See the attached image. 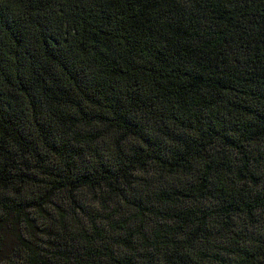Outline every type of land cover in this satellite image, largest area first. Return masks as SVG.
<instances>
[{
  "label": "trees",
  "instance_id": "16d2710c",
  "mask_svg": "<svg viewBox=\"0 0 264 264\" xmlns=\"http://www.w3.org/2000/svg\"><path fill=\"white\" fill-rule=\"evenodd\" d=\"M0 264H264V0H0Z\"/></svg>",
  "mask_w": 264,
  "mask_h": 264
}]
</instances>
